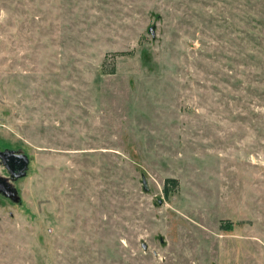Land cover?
<instances>
[{"label": "rangeland", "instance_id": "obj_1", "mask_svg": "<svg viewBox=\"0 0 264 264\" xmlns=\"http://www.w3.org/2000/svg\"><path fill=\"white\" fill-rule=\"evenodd\" d=\"M0 14V264H264V0Z\"/></svg>", "mask_w": 264, "mask_h": 264}, {"label": "flooded vegetation", "instance_id": "obj_2", "mask_svg": "<svg viewBox=\"0 0 264 264\" xmlns=\"http://www.w3.org/2000/svg\"><path fill=\"white\" fill-rule=\"evenodd\" d=\"M5 151H12V153H8ZM22 155L23 154L17 150H10L0 147V189H7V184L10 188L16 190L13 185L26 177L28 172L29 159L27 163V169L25 171L26 174L25 176L20 177V175L23 174V169L25 167V161L21 157ZM0 196L4 197L8 201H19V195L17 190L11 197H7L6 195H4L3 192L0 191Z\"/></svg>", "mask_w": 264, "mask_h": 264}, {"label": "water", "instance_id": "obj_3", "mask_svg": "<svg viewBox=\"0 0 264 264\" xmlns=\"http://www.w3.org/2000/svg\"><path fill=\"white\" fill-rule=\"evenodd\" d=\"M150 32H151L152 36H154V30H153V28H150ZM5 152H8V153L10 152V153H12V151H5ZM21 157H22V158L24 159V161H25V167H24V169H23V174L20 175V177H23V176H25V174H26L25 171H26V169H27L28 158H27V156H25V155H22ZM143 185H144V188H146V187H145L146 184H145L144 179H143ZM6 188H7V189L2 188V189H0V191L3 192L4 195H6L7 197H11V196H13L14 193L16 192L15 189L10 188L7 184H6ZM142 249H143V250H146V249H147V245H146V244H142Z\"/></svg>", "mask_w": 264, "mask_h": 264}, {"label": "trees", "instance_id": "obj_4", "mask_svg": "<svg viewBox=\"0 0 264 264\" xmlns=\"http://www.w3.org/2000/svg\"><path fill=\"white\" fill-rule=\"evenodd\" d=\"M166 182H167V185H165V188H164V193L165 195H168V192H167V187H171V188H174L177 186V181L175 179H166ZM168 183H170V186H168Z\"/></svg>", "mask_w": 264, "mask_h": 264}, {"label": "clouds", "instance_id": "obj_5", "mask_svg": "<svg viewBox=\"0 0 264 264\" xmlns=\"http://www.w3.org/2000/svg\"><path fill=\"white\" fill-rule=\"evenodd\" d=\"M0 15H2V14H0Z\"/></svg>", "mask_w": 264, "mask_h": 264}]
</instances>
